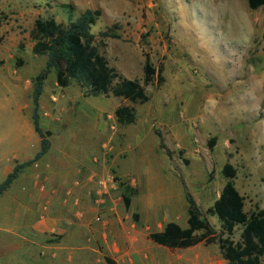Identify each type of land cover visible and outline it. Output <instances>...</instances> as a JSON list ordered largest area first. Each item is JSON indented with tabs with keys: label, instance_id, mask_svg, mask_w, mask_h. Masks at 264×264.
I'll use <instances>...</instances> for the list:
<instances>
[{
	"label": "rangeland",
	"instance_id": "374dc122",
	"mask_svg": "<svg viewBox=\"0 0 264 264\" xmlns=\"http://www.w3.org/2000/svg\"><path fill=\"white\" fill-rule=\"evenodd\" d=\"M62 5L71 7L72 18L85 9L99 11L90 33L121 78L142 85L147 59L161 66L162 79L158 83L155 75L143 86L146 101L132 104L86 96L73 81L60 88L53 73L47 75L36 111L38 127L49 133L40 164L75 172V186L95 209L91 247L98 253L68 264H227L216 242L168 250L145 240L166 222L186 227V195L215 238L220 235L206 209L225 182V163L235 169L243 210L264 211V7L249 10L246 0H0V182L39 148L30 92L45 57L32 54L30 31L36 20L66 23ZM113 25L117 37L102 39ZM120 106L133 109L130 124L117 123ZM16 179L0 195V264L33 262L2 245L10 233H30L33 193L19 191ZM124 187L131 191L127 206ZM136 225L142 233L125 247L127 254L112 252ZM239 232L236 226L230 237H220L236 242Z\"/></svg>",
	"mask_w": 264,
	"mask_h": 264
},
{
	"label": "trees",
	"instance_id": "16d2710c",
	"mask_svg": "<svg viewBox=\"0 0 264 264\" xmlns=\"http://www.w3.org/2000/svg\"><path fill=\"white\" fill-rule=\"evenodd\" d=\"M246 6L249 10L264 7V0H246ZM62 8L66 10V23L36 20L30 31L32 54L45 57L42 70L31 80L30 92L31 124L33 132L39 138V148L31 159L14 165L6 174L0 182V195L26 166L38 161L48 150L46 137L49 133L41 131L38 127L36 111L43 83L49 73H53L55 84L60 88L73 81L85 89L86 96L110 95L132 104H142L146 101L143 86L150 84L155 75L158 83L162 81L158 75L161 66L155 69L147 59L142 66V85L135 80L121 78L98 52L93 42L94 37L90 33V27L98 19L99 11L85 9L72 18L71 7L62 5ZM113 28L114 25L100 33L101 38L117 37L111 32ZM114 116L118 124H130L133 121V109L117 107ZM220 174L225 182L218 197L206 209V213L214 216L219 222L220 235L215 238L210 224L200 215L193 200L186 195V227L181 228L173 222H168L160 231L149 233L147 237L152 243L167 249H186L200 242H216L220 255L227 264H259V258L264 254V211L257 207L249 213L243 210V198L233 185L235 169L230 164L225 163ZM128 192L131 193L126 187L121 190V201L125 206L129 202ZM236 226L240 228L238 241L221 239L220 236L224 234L230 237Z\"/></svg>",
	"mask_w": 264,
	"mask_h": 264
},
{
	"label": "crops",
	"instance_id": "0c3cea01",
	"mask_svg": "<svg viewBox=\"0 0 264 264\" xmlns=\"http://www.w3.org/2000/svg\"><path fill=\"white\" fill-rule=\"evenodd\" d=\"M16 80L18 79H15V82ZM37 151L34 150L33 155ZM37 163L38 165L34 163L33 167L28 168L18 176L19 179H16L19 181L17 188L19 191L31 189L34 208L40 205L37 212L33 208V212L27 216L29 223L26 227L30 230L29 237L19 236L20 233L25 235L24 232L10 233L6 240H2V245H9L7 247L9 251L22 250L24 254H29L33 259L31 264L87 262L88 256L98 253L97 249L91 247V241L95 239L96 234V228L93 227L95 225L92 224L95 212L92 203L85 197L84 191L75 186L77 183L75 172L65 169L49 170L41 166L40 160ZM138 226L130 230L129 235H122L121 248L117 249L112 245L111 251L127 254L126 246L131 247L142 233ZM147 235L145 241L152 245V248L167 249L152 243Z\"/></svg>",
	"mask_w": 264,
	"mask_h": 264
}]
</instances>
